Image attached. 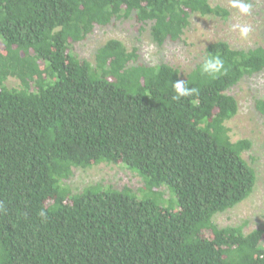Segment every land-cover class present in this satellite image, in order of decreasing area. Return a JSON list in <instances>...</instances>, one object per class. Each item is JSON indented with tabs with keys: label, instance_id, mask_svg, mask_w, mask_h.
I'll return each instance as SVG.
<instances>
[{
	"label": "trees",
	"instance_id": "obj_1",
	"mask_svg": "<svg viewBox=\"0 0 264 264\" xmlns=\"http://www.w3.org/2000/svg\"><path fill=\"white\" fill-rule=\"evenodd\" d=\"M196 13L228 10L210 0H0V264H264V227L214 221L256 186L252 141L228 126L239 111L229 90L264 71V45L215 41L186 74L141 62L116 38L92 62L76 50L97 26L132 16L157 45L179 41ZM209 55L224 74H202ZM178 80L197 91L174 99ZM256 108L264 115V98ZM102 163L143 185L75 192L74 170Z\"/></svg>",
	"mask_w": 264,
	"mask_h": 264
},
{
	"label": "rangeland",
	"instance_id": "obj_2",
	"mask_svg": "<svg viewBox=\"0 0 264 264\" xmlns=\"http://www.w3.org/2000/svg\"><path fill=\"white\" fill-rule=\"evenodd\" d=\"M210 2L226 8L227 18L193 14L190 26L179 41L157 45L152 39L150 24H141L132 16L97 26L86 40L76 45L77 53L92 62L98 48L116 38L130 49L137 48L141 62L153 65L167 62L186 74L203 59L206 47L215 41L224 40L233 47L246 49L264 45V0L245 1L251 5L250 14L231 8L230 0ZM233 24L250 25L252 31L246 38L242 37L238 30H233ZM229 93L237 99L239 111L228 126L234 140L248 138L252 141V148L245 157L256 170L257 182L250 197L217 214L214 221L220 227L242 225L245 232H250L264 227V115L256 108V102L264 98V71L242 79ZM68 183L75 192L95 184L135 190L143 185L141 177L126 166L107 163L75 169Z\"/></svg>",
	"mask_w": 264,
	"mask_h": 264
},
{
	"label": "clouds",
	"instance_id": "obj_3",
	"mask_svg": "<svg viewBox=\"0 0 264 264\" xmlns=\"http://www.w3.org/2000/svg\"><path fill=\"white\" fill-rule=\"evenodd\" d=\"M231 8L238 9L242 14H250L251 12V5L245 0H230ZM233 30H238L242 37H247L249 33L252 31L250 25H243V24H233ZM227 71L225 68L224 60L218 55H209L201 65V72L202 74H206L210 77L216 78L219 75L224 74ZM173 88L176 95L173 97L174 99L179 100L182 97L190 96L197 90L192 88L188 85L186 80H178L173 83ZM4 205L3 202H0V209H3ZM39 216L46 220L48 213L46 210L41 209L39 212Z\"/></svg>",
	"mask_w": 264,
	"mask_h": 264
}]
</instances>
